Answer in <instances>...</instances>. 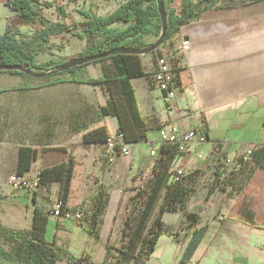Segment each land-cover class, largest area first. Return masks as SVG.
<instances>
[{"label":"crops","instance_id":"obj_1","mask_svg":"<svg viewBox=\"0 0 264 264\" xmlns=\"http://www.w3.org/2000/svg\"><path fill=\"white\" fill-rule=\"evenodd\" d=\"M5 2L0 0V7L5 8L6 27L16 28L20 34L18 37L27 39L28 29L26 33L23 30L29 23L10 10ZM181 3L182 0L175 8L179 9ZM229 3L228 6H212L203 10L156 50L139 55L145 75L132 77L130 81L148 129L145 140L130 145L132 154L129 158L117 154L114 161L108 163L103 157L102 144L83 140L85 133L102 125L106 126L110 136L120 128L117 115L101 111L111 101L105 87L70 80L57 84L34 83L23 75L0 71V223L10 228L30 229L33 210L37 206L49 213V221L56 222L57 235L60 230L66 229V222H76L85 227L96 242H101L98 252H104L103 259L105 246L112 239L108 233L102 238V229L110 231L113 215L109 226L104 219L96 226V232L90 230V213L86 207L91 208L92 197L96 193L88 195L90 198L86 201L84 188L89 184L90 173L100 174L98 187L107 184V180L111 183V176L120 183L136 180V175L156 159L149 154L147 144L155 143L158 154L161 144L158 133L166 127L179 131L197 128L205 135L203 143L196 144L186 154L177 155L175 165L182 167L186 173L205 162L209 165L224 163L239 157L248 146L260 145L264 140V0H234ZM144 40L149 44L155 41L151 34L146 35ZM183 40H188V49L183 48ZM162 52L173 65L176 94L171 99L165 98L152 82L156 57ZM109 64L110 61L102 65L100 75L90 77H101L103 66ZM76 77L90 78L77 74ZM26 85L33 88L24 89ZM138 142H146V153L141 163L135 158ZM204 146L209 153L206 158L200 153ZM21 147H31L36 151L31 168L24 173L30 179L40 169L73 160L75 166L67 207L74 210L81 208L84 213L81 221L50 212L59 196L60 180L42 183L35 194L26 188L13 190L9 187L8 177L16 172ZM84 163V175L77 189V167ZM247 191L261 193L264 200V168H253ZM214 193L208 197L209 204H212L210 199ZM106 196L105 206L112 208L119 196L113 191L106 192ZM234 206L232 204L228 210L231 215L235 212ZM227 220L233 225H227ZM261 221L263 224L264 213ZM218 222L221 224L217 225L218 229L209 242L223 229L237 231L235 235L228 236L224 232L220 236L221 240L229 242V251H220L217 254L221 258L209 261V246L204 242L206 232L189 264H264V228H258L256 225L259 223L254 221L251 224L226 215L220 216ZM57 244L63 247L59 240ZM88 253L91 259V253Z\"/></svg>","mask_w":264,"mask_h":264},{"label":"trees","instance_id":"obj_2","mask_svg":"<svg viewBox=\"0 0 264 264\" xmlns=\"http://www.w3.org/2000/svg\"><path fill=\"white\" fill-rule=\"evenodd\" d=\"M75 2L76 0H70ZM175 0H162V6L166 15L167 24L163 43L174 36L181 26L197 18L199 14L212 6H228L234 0H182L179 9L173 7ZM247 2L250 0H238ZM6 6L17 12L18 16L26 23H38V28L27 39H21L19 31L7 25L5 31L0 34V63L7 65H26L30 69L51 70L47 68L49 62L37 63V43L48 41L51 36L71 33L79 39H85L86 45L82 51L66 57L56 63V67L65 60L75 56H87L104 52L115 48H142L150 45L144 38L151 34L157 37L161 31V17L158 11L157 0H123L115 9L105 15L91 14L86 10H80L85 19L81 22H51L42 13V7L54 5L58 12L66 16L64 5L57 0H6ZM153 52V51H152ZM109 60L108 66H103L101 77L79 79L76 74L79 68L89 63H97ZM83 65L71 67L66 71L52 73H67L70 78H56L50 84L66 82L68 80L78 83L97 84L105 87L110 94L111 101L103 106L101 111L105 114L117 115L120 122L119 130L123 132L125 141L133 143L145 140V125L137 106L131 78L145 75L138 54L115 53L108 57L97 59ZM6 72L25 75L21 71L7 70ZM51 74V75H52ZM50 76V75H49ZM48 77V76H46ZM31 89L32 86H23ZM264 125V123H263ZM110 137L105 125L97 127L83 135L85 142L103 144ZM36 154L31 147H21L16 173L24 175L31 168V162ZM177 147L174 144L161 143L158 154L152 166L151 176L143 183L134 187L136 190L130 197L131 208L125 215L121 227V245L116 251H111L112 245L107 242L105 255L99 263L90 261V255L84 251L80 257L75 258L68 251L57 244V238L47 240L46 232L49 223V213L35 206L32 215L30 229H15L0 223V240L8 245L7 251L0 247V257L19 264H56L61 255L73 264H144V260L155 249L159 236L165 232L162 215L165 212L180 210L182 217L180 222H187L184 227L188 241L176 264H189L199 242L204 236L207 226H198L200 214L188 209L189 201L195 192L193 187L195 171L185 172L177 179L172 178ZM225 157V156H224ZM254 167L264 168V144L259 145L252 153L251 159L244 162ZM75 163L73 160L62 162L51 167L40 169L37 173L39 184L49 180H60L58 201L61 202L60 214L75 211L67 207L70 194V186L73 178ZM185 174L191 179L186 180ZM191 183V184H190ZM216 184H219L216 181ZM209 187L206 196L209 197L217 188V185ZM221 184V183H220ZM222 189L223 186L221 187ZM36 191H33L35 194ZM158 212L155 210L159 204ZM106 203V192L98 187L92 197L91 212L89 214V228L95 231L101 222L100 215ZM81 209V208H80ZM264 228V223L256 225ZM177 232V231H176ZM176 232L168 231L174 240H180Z\"/></svg>","mask_w":264,"mask_h":264},{"label":"rangeland","instance_id":"obj_3","mask_svg":"<svg viewBox=\"0 0 264 264\" xmlns=\"http://www.w3.org/2000/svg\"><path fill=\"white\" fill-rule=\"evenodd\" d=\"M57 1L58 3L64 5L67 14L66 16L61 15L54 5H52L51 7L43 6L41 9V13L51 22L59 21L66 24H69L70 22L77 23L83 21L85 17L80 14V10H86L91 14L105 15L115 9V7L122 2V0H76L75 2L70 0ZM179 1L180 0H175L172 3L173 7H178ZM4 11L5 8L0 7V34L3 33L6 28L5 24L7 22V19L5 18V16H3ZM38 28H40V25L38 23H30L27 25L26 29L23 30V33H26L28 29L27 37H30ZM154 39H156V37H154ZM85 45L86 40L84 38L79 39L71 33L51 36L48 41H41L35 45L37 47L36 61L37 63L49 62L50 64L47 68H52L51 70H54L56 68V63L66 57L75 55V53L81 51L85 47ZM108 62L109 60H105L97 63L86 64L85 66L79 68L77 75L79 77L100 75V73L102 72V65H105ZM34 69L42 72L50 71L46 70V68ZM23 76L34 83H48L53 79L59 77H68L69 74H52L44 78H34L27 75ZM153 135H155V132ZM145 144L146 142H138L135 146V158L140 163L143 162L145 157ZM200 153L201 157L203 158H206L209 154L208 149L205 146L202 147ZM155 156L153 158H155ZM240 159V156H237L229 161H225L224 163H210L211 166L205 162L201 165V167L195 169L197 171L193 170L195 171V173L194 175H192L195 180L193 184H190L193 185L195 192L189 201L188 209L191 211H197L201 215L202 219H200L198 226H201V223L206 224L207 226L208 231L206 230L207 234H204V242L206 243L205 245L209 246L207 252V259L209 261H214L215 259L221 258V255L217 253H220V251L227 253L230 249V247L228 246L229 242L227 240H221V234H223L224 232H226L225 234L228 236L235 235V233L238 234L236 229L235 233L234 230L227 231L223 229L218 233V236H216V238L210 243L209 240L214 235V231L218 229L217 225L221 224L218 222L220 220V216L226 215V217L239 218L241 220H244L245 222H250L251 224H253L254 221L259 224H262L263 222L261 220L263 219L264 213V200L262 199L261 193H251L247 191V183L251 177V170L248 169L249 166L244 164V162H241ZM153 163L154 162L149 163L147 168L138 173L135 177L136 180H133L132 182L128 180L126 181V183L116 182L114 176H111L109 180V182L111 183H108L107 180V184H103L102 186V188L106 187V192L110 193L113 191L114 194H117L119 196L116 204L112 208L108 209L106 206H104L103 211L100 215L101 222L102 220L106 219L108 222V226L110 225V217L113 215V222L110 225V231L107 232L106 230H104V227L102 229V238H104L106 233H108L110 238L112 239L109 243H111L112 245L111 251L113 252H115L116 248L121 245V227L125 215L131 208V204L130 202L128 203V201L129 197L136 191L133 188L145 182L151 176V167L153 166ZM84 166L85 163L79 164L77 167V189L81 186V179L84 175ZM99 175L96 176L93 172L90 173L89 184L84 188L85 195L87 196L86 201H89L90 197H88V195L93 194L97 191V182L101 177H99ZM192 175L189 177L188 174H185L184 177H186V180L189 181ZM216 181L219 184H216ZM212 184H216L217 188L214 191L215 193L213 192L214 194L210 199V202H212V204H209V199L206 196V193L209 187L212 186ZM222 186L224 189L221 188ZM79 194L82 193L79 192ZM29 195L30 197H32V193H30ZM232 204L235 205V212L231 215L228 210L230 209ZM105 205L107 204L105 203ZM159 205L160 202L155 210V215L158 212ZM86 210L88 211V213H90V206H87ZM51 217L53 219H56L55 216ZM181 217L182 212L180 210L176 212H165L162 215L165 232H163L159 236L155 249L150 254V256L144 260V264H176L189 237L186 236L184 231V227L185 225H187V222H180ZM55 223V221H49L46 232L47 240L52 241L54 238H57V240H59V242L63 244V247L67 249V251H69L72 256L77 257V255L84 254L83 251H88L91 253V261L98 262L102 259V255L104 254V252L103 254H100L98 252L101 242H96L85 227H81V225L77 224L76 222H66V229L60 230L59 234L57 235ZM225 223L228 225L232 222L230 220H227ZM168 231L173 233L177 231L176 236L180 240H174L173 235L168 234ZM0 247L4 251H7L8 249V245L3 243L1 240ZM0 264L19 263L8 261L3 256H1ZM56 264L73 263L69 261L66 256L61 255Z\"/></svg>","mask_w":264,"mask_h":264},{"label":"built area","instance_id":"obj_4","mask_svg":"<svg viewBox=\"0 0 264 264\" xmlns=\"http://www.w3.org/2000/svg\"><path fill=\"white\" fill-rule=\"evenodd\" d=\"M182 46L184 49H188V40L182 41ZM152 82L155 87L158 88L167 99L175 97V86H174V72L173 65L170 59L165 53H161L156 57V68L152 74ZM263 137H264V125H263ZM205 135L200 133L197 128H192L187 131H179L170 128H164L159 131L160 143L174 144L177 147V155L186 154L193 149V147L198 143H203L205 141ZM264 144V140L262 142ZM261 143V144H262ZM125 141V137L122 131L119 129L115 132L113 136H110L107 141L102 144L103 157L108 163L114 161L115 155H122L124 157H129L131 154L130 145ZM260 144V145H261ZM149 154L155 156L157 154L156 145L148 143ZM258 144H252L246 148V150L240 155L241 162H247L251 159L253 151L258 147ZM176 155V157H177ZM175 157V159H176ZM175 163V161H174ZM184 174V169L180 166L174 164L172 168V178L177 179ZM8 185L11 189L26 188L31 191H37L40 187L39 179L37 176L33 178H27L24 175L18 173H13L8 177ZM61 202L56 201L51 213L55 216H60ZM84 213L81 209L75 211H68L62 216L77 221H81Z\"/></svg>","mask_w":264,"mask_h":264},{"label":"water","instance_id":"obj_5","mask_svg":"<svg viewBox=\"0 0 264 264\" xmlns=\"http://www.w3.org/2000/svg\"><path fill=\"white\" fill-rule=\"evenodd\" d=\"M254 1V0H250ZM157 5H158V11L161 17V31L160 34L156 37L155 41L151 43L150 45L142 48H115V49H110L104 52H99L96 54L92 55H87V56H75L73 58H70L68 60H65L63 63L58 65L54 70L42 72V71H37L35 69H30L26 65H7L0 63V71H7V70H17L23 72L27 76H31L34 78H44L46 76L51 75L52 73H58V72H63L68 70L71 67L83 65L85 63H89L91 61L101 59L108 57L109 55H113L115 53H134V54H146L149 52H152L156 50L162 43L165 37V31H166V24H167V19L166 15L162 6V0H157Z\"/></svg>","mask_w":264,"mask_h":264}]
</instances>
